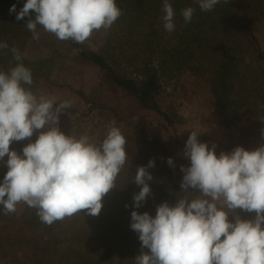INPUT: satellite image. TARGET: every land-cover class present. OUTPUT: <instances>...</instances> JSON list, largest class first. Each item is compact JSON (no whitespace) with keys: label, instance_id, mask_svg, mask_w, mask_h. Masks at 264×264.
I'll use <instances>...</instances> for the list:
<instances>
[{"label":"clouds","instance_id":"clouds-1","mask_svg":"<svg viewBox=\"0 0 264 264\" xmlns=\"http://www.w3.org/2000/svg\"><path fill=\"white\" fill-rule=\"evenodd\" d=\"M219 2L199 0V7L209 12ZM162 11L163 27L172 33L174 10L169 0H163ZM194 12L192 7L182 10L185 23ZM9 13H15L17 21L27 18L25 27L34 40H39L41 26L60 41L83 44L94 32H107L122 10L116 0H26L18 12L14 4ZM8 48L7 42H0V50ZM10 51L17 64L0 71V163L7 168L0 182L4 214L15 213L24 203L48 225L82 212L99 215L103 198L116 187L127 161L126 138L114 122L99 144L88 135L65 134L60 116L71 102L57 105L54 96L37 95L25 87L33 84L32 72L23 65L17 47ZM34 133L38 136L31 142ZM198 136L190 133L183 151L190 166L180 167L181 193L188 195L177 198L173 206L157 205L155 217L131 212L130 228L141 242L135 264H264V144L217 155L216 145L209 148ZM25 139L30 142L22 154L10 149L14 141ZM167 164L175 168L172 158ZM154 166L150 160L136 170L137 209L152 194L149 169ZM237 210L255 216L242 219Z\"/></svg>","mask_w":264,"mask_h":264},{"label":"trees","instance_id":"trees-1","mask_svg":"<svg viewBox=\"0 0 264 264\" xmlns=\"http://www.w3.org/2000/svg\"><path fill=\"white\" fill-rule=\"evenodd\" d=\"M25 2L0 0V42L9 45L0 50V71L16 66L10 49L17 47L23 65L32 72L33 84L25 87L34 93L55 70L57 48H61L74 54L80 63L97 67L103 81L129 95L137 109L156 113L174 128L183 119L173 107L161 108L162 79L173 80L186 71L199 79L210 76L220 116L230 134L223 152L236 147L233 136L237 132L264 128V49L254 29L257 20H264V0H220L209 12L201 11L198 4L190 23H185L181 12L192 7L193 0H169L174 10L172 33L163 27V0H116L121 17L107 32L101 29L92 34L99 39V48L86 42L60 41L41 26L37 27L40 38L34 40L25 27L27 18L17 21L15 13H9L12 5L18 12ZM30 42L50 49V56L29 60L25 52ZM88 104L92 106L90 113L108 110L118 122L133 117L132 113L128 117L119 104L111 106L100 99L89 100ZM65 112L75 114L70 109ZM29 142L14 141L10 149L22 154ZM145 142L146 151L127 157L116 187L103 198L97 216L82 212L48 225L24 203L21 214L0 213V264H135L141 242L130 228L131 212L155 217L157 205L167 202L173 206L177 198L188 195L181 193L180 167L190 166V162L177 160L157 139L147 137ZM128 148L127 156L133 151V142ZM168 158L173 159L175 168L167 164ZM150 160L155 161L149 169L152 194L137 209L133 194L140 188L133 182L134 176L137 168ZM6 171L1 172L0 182ZM237 211L242 219L255 216L254 212Z\"/></svg>","mask_w":264,"mask_h":264},{"label":"rangeland","instance_id":"rangeland-1","mask_svg":"<svg viewBox=\"0 0 264 264\" xmlns=\"http://www.w3.org/2000/svg\"><path fill=\"white\" fill-rule=\"evenodd\" d=\"M198 4L199 0H193L192 8L197 7ZM254 29L264 49V20H257ZM86 43L95 48H99L100 45L99 39L94 35ZM57 50L59 53L57 66L50 77L41 81L37 95L54 96L57 105L65 100L71 102V107L68 109L75 114L70 115L64 110L65 114L60 116V128L65 134L77 138L88 135L92 142L99 144L105 138L108 126L114 122V126L118 127L126 138L127 151L128 146L133 142V151H130L127 156L129 159L146 151L147 137L151 140L157 139L162 146L169 148L179 161H189L183 156V151L192 131H196L199 134L198 141L207 143L209 148L215 144L217 155L226 145L230 134L225 126V120L220 116L211 88L210 76L199 79L186 71L173 80L162 79L161 108L166 110L173 107L183 119L174 128L169 127L156 113L137 109L136 103L129 95L119 88H111L103 81L97 67L80 63L74 54L61 48ZM50 51L37 43L30 42L25 56L35 62L48 58ZM84 96L87 98H83ZM98 99L111 106L122 105L127 116L129 117L132 113L133 117L124 122H118L119 120L108 110L90 113L92 106L88 104V101ZM37 136L38 133H34L30 139L35 141ZM233 138L236 147H243L249 151L264 144L261 129H243L234 134ZM12 146H14L13 143ZM4 169L6 167L0 163V174ZM23 211L24 204H18L15 213L21 214ZM0 213L4 214L2 206Z\"/></svg>","mask_w":264,"mask_h":264}]
</instances>
